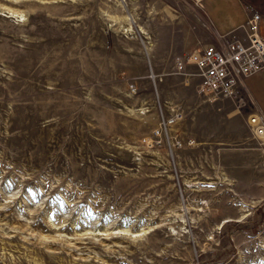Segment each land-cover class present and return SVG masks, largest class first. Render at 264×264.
Segmentation results:
<instances>
[{"label": "rangeland", "instance_id": "rangeland-1", "mask_svg": "<svg viewBox=\"0 0 264 264\" xmlns=\"http://www.w3.org/2000/svg\"><path fill=\"white\" fill-rule=\"evenodd\" d=\"M213 40L193 0H0V264H264V141L185 61Z\"/></svg>", "mask_w": 264, "mask_h": 264}, {"label": "built area", "instance_id": "built-area-1", "mask_svg": "<svg viewBox=\"0 0 264 264\" xmlns=\"http://www.w3.org/2000/svg\"><path fill=\"white\" fill-rule=\"evenodd\" d=\"M202 1L193 0L200 7ZM259 25L260 15L250 12L241 26L214 35L213 42L192 51L185 61L194 66V76L198 80L196 93L206 101L230 100L235 102L236 108L248 104L251 111L245 122L252 136L263 144L264 118L244 85L247 77L264 72V36L260 33ZM173 67L176 73L187 75L183 72V60L177 59ZM179 118V111L171 112L159 121L152 131V137L143 142L149 147L158 146L167 128ZM173 145L177 146L179 142L175 141Z\"/></svg>", "mask_w": 264, "mask_h": 264}, {"label": "crops", "instance_id": "crops-1", "mask_svg": "<svg viewBox=\"0 0 264 264\" xmlns=\"http://www.w3.org/2000/svg\"><path fill=\"white\" fill-rule=\"evenodd\" d=\"M201 10L214 35L237 29L245 22L247 15L256 10L260 13L259 30L264 36V0H203ZM250 77L244 80L245 88L264 118V90L257 92L254 98L245 84ZM256 99L260 104L256 103Z\"/></svg>", "mask_w": 264, "mask_h": 264}, {"label": "bare ground", "instance_id": "bare-ground-1", "mask_svg": "<svg viewBox=\"0 0 264 264\" xmlns=\"http://www.w3.org/2000/svg\"><path fill=\"white\" fill-rule=\"evenodd\" d=\"M263 141H264V137H263Z\"/></svg>", "mask_w": 264, "mask_h": 264}]
</instances>
